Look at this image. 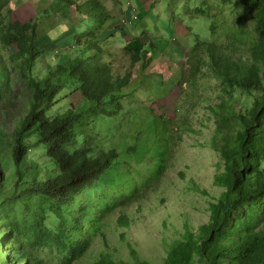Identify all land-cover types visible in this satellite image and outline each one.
Listing matches in <instances>:
<instances>
[{"label":"rangeland","instance_id":"obj_1","mask_svg":"<svg viewBox=\"0 0 264 264\" xmlns=\"http://www.w3.org/2000/svg\"><path fill=\"white\" fill-rule=\"evenodd\" d=\"M58 1L5 0L0 9V23L6 32L12 31L17 21L21 24L35 21L40 26V34L43 29L48 33L41 45L49 42L55 45L53 54L43 59L36 74L74 56L76 37L93 24L87 16H79L75 6L70 7V15H63ZM72 1L79 5L84 2ZM129 2L103 0L113 20L120 21L110 22L101 45L111 57L116 73L122 77L130 75L132 82L122 91L121 116L102 117L95 126L99 148L119 151L130 180L124 175L120 189V174L114 163L107 171L112 175L103 180L101 189L84 194L81 212L77 203L72 209L67 205L76 216L91 210L103 222L102 232L92 236L95 238L88 251L74 264H95L102 255H108L116 264H166L177 241L187 233L197 236L201 227L210 222L211 206L223 201L227 191L221 182L225 160L220 153L224 144L217 137L218 128H224L231 136L237 134L238 117L250 110L259 95L223 82L210 62L216 51L222 62L249 64L254 61L250 47L257 25L250 17L252 6H242L236 0H205L210 7L206 10L202 0H152L151 11L137 9L132 14L127 8ZM146 4L147 0L141 7ZM135 19H143L145 29L149 28L151 33L140 32V24L136 23L139 20ZM242 21L247 28L246 38L238 39L235 33ZM151 34L155 43L149 39ZM138 43L147 44L148 58L139 51ZM156 45H161L163 50L156 51ZM16 52L14 46L1 45L2 59L10 68L11 84L3 104L11 113L24 115L31 105L33 91L30 77ZM137 79L138 85L134 83ZM76 85L71 84L60 94L62 100L56 101L53 108L58 116L70 106L77 108L82 103L83 96L76 91ZM225 103H231L232 111L219 110ZM156 130L163 133L165 141L160 137L156 140ZM137 134H151L146 151L151 145L165 150L160 176L151 173L155 169V156L136 157L143 148ZM81 138L87 135L78 140ZM35 152L40 163L48 161L40 149ZM49 161L47 166L55 165L57 175L59 167L50 158ZM261 169L264 170V164ZM108 202L116 209L112 214L108 210L101 213V204L106 206ZM66 218L69 219V213ZM39 243L28 244L35 256L47 260V264H62L64 253L53 240L48 244ZM199 261L195 255L193 264Z\"/></svg>","mask_w":264,"mask_h":264},{"label":"trees","instance_id":"obj_2","mask_svg":"<svg viewBox=\"0 0 264 264\" xmlns=\"http://www.w3.org/2000/svg\"><path fill=\"white\" fill-rule=\"evenodd\" d=\"M4 1L0 0V9ZM236 1L253 7L250 17L257 27L256 35L251 36L250 54L254 61L222 62L216 51L210 62L223 82L259 95L250 110L238 117L237 134L231 136L224 128H218L217 137L224 144L220 148L225 160V173L221 177L227 188L224 200L211 206L210 222L201 227L197 236L187 233L174 244L166 264H193L195 255L199 264H264V214H260L264 213V170L261 169L264 164V0ZM57 5L63 15H70V7L75 6L79 16L93 17L96 22L76 37V54L56 67L50 63L53 66L46 72H39L43 77L36 74L38 65L55 49L50 42L41 45L48 33L42 28L44 34H40L35 21L24 24L17 21L10 32L0 23V170L4 171L0 172V264H47V260L30 251L28 244H48L51 240L64 253L62 264H74L88 251L95 238L92 236L102 232L103 222L97 219L98 213L90 210L76 216L68 206L72 209L77 203L81 212L84 194L101 189L103 180L112 175L107 171L114 163L120 174V189L124 175L130 180L119 151L100 149L97 142L95 123L102 117L112 119L121 115L122 91L132 82L130 75L116 74L101 45L103 33L110 28L108 8L101 0H84L82 5L59 0ZM208 8L207 5L205 9ZM246 29L242 21L235 37L246 38ZM151 42L155 43L153 39ZM1 45L16 47V57L21 58L22 67L30 77L33 98L24 115L11 113L3 104L11 84L10 68L2 59ZM138 46L148 58L147 44L138 43ZM155 48L163 50L161 45ZM73 83L83 96L82 103L77 108L70 106L58 116L53 111L56 101L60 103V94ZM134 83L138 85L139 79ZM229 107L231 103H225L219 110L232 111ZM162 131L165 135V129ZM156 132V140L160 137L165 141L163 133ZM84 135L87 138L78 140ZM139 136L143 148L136 157L155 156V169L151 173L160 176L165 150L151 145V152L146 151L151 134H137L136 138ZM75 147L78 148L72 151ZM36 149L45 154L47 162L37 160ZM49 158L59 167L57 175L55 165L47 166ZM115 209L108 202L106 206L101 204L100 211L108 210L112 214ZM261 224L263 227L258 228ZM95 264L116 263L108 255H102Z\"/></svg>","mask_w":264,"mask_h":264},{"label":"clouds","instance_id":"obj_3","mask_svg":"<svg viewBox=\"0 0 264 264\" xmlns=\"http://www.w3.org/2000/svg\"><path fill=\"white\" fill-rule=\"evenodd\" d=\"M102 2H103V0H101ZM120 3H121V0H118ZM202 3L203 4H207L206 2H205V0H202ZM151 4H153L154 5V3H151ZM147 6H148V11L150 10H152V8H153V6H150V5H148V3L146 4ZM144 6V5H143ZM130 11H131V13L132 14H135L136 13V10L138 9V10H144V8H142L141 7V4H139L138 3V1L137 0H130V2H129V5H128V7H127ZM108 11H109V9H108ZM116 11H118V10H116ZM109 13H110V21H109V25H111V23H117V22H119L120 20H113V14H112V12L111 11H109ZM122 13L125 15V12L123 11V9H122ZM198 13H200V12H198ZM88 17V19H90V20H92L93 21V24H95V19H93V17H90V16H87ZM139 19H135V20H133V21H138ZM142 20V21H141ZM117 21V22H116ZM111 22V23H110ZM124 22V21H123ZM143 22H144V20L143 19H140L138 22H136L137 24H141L142 25V30H140V32H150L151 33V31H150V29L149 28H147V30L145 29V27H144V25H143ZM133 22H131V24H132ZM92 24V25H93ZM122 24V23H121ZM91 25V26H92ZM125 25V24H124ZM90 26V27H91ZM185 33V32H184ZM184 33L182 34V35H184ZM175 35H177V34H175ZM149 39H154V36L151 34V37L149 38ZM166 55V54H165ZM167 56V55H166ZM110 58L111 57H109L108 56V59H109V61L111 62V60H110ZM115 70V69H114ZM116 72V71H115ZM117 74V73H116ZM118 75H120V74H118ZM121 116V115H120ZM119 116V117H120ZM112 119H114V118H112ZM84 142L85 141H83V144H84Z\"/></svg>","mask_w":264,"mask_h":264},{"label":"crops","instance_id":"obj_4","mask_svg":"<svg viewBox=\"0 0 264 264\" xmlns=\"http://www.w3.org/2000/svg\"><path fill=\"white\" fill-rule=\"evenodd\" d=\"M138 1V3L139 4H141V3H143L145 0H137ZM147 3H148V5H150L151 3H152V0H147ZM142 7H144V6H142ZM147 11L148 10V6L146 5V7H144V11ZM124 12H125V8H124V10H123ZM180 32V31H179ZM183 34V33H182Z\"/></svg>","mask_w":264,"mask_h":264}]
</instances>
